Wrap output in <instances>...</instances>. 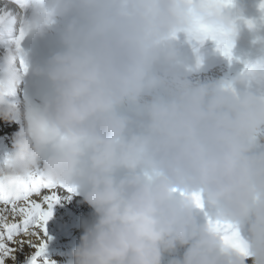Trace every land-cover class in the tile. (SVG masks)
Here are the masks:
<instances>
[{
    "label": "bare ground",
    "instance_id": "1",
    "mask_svg": "<svg viewBox=\"0 0 264 264\" xmlns=\"http://www.w3.org/2000/svg\"><path fill=\"white\" fill-rule=\"evenodd\" d=\"M90 1L0 0V264H264V0ZM96 174L121 193L71 192Z\"/></svg>",
    "mask_w": 264,
    "mask_h": 264
},
{
    "label": "rangeland",
    "instance_id": "2",
    "mask_svg": "<svg viewBox=\"0 0 264 264\" xmlns=\"http://www.w3.org/2000/svg\"><path fill=\"white\" fill-rule=\"evenodd\" d=\"M235 32L236 33H240V34L242 33L243 34L242 30H236ZM229 33H231V32L227 31L224 35L227 37V35ZM191 40L192 41H195L196 40V37H191ZM212 44H215L218 47V49H220V50H225L226 48H228L223 43H216V42H214V39H213V43ZM201 45H204V44L202 43ZM247 47L249 49L250 44H247ZM253 51H256V48ZM248 56H249V52H246V53L242 54L241 57H240V59L239 60H236L234 62V66L237 67V68L241 67V65L248 58ZM170 72H172V71H170ZM166 74H167V72H163L161 75H159V81H160V78L162 77V75L165 76ZM195 75L197 77H201V75H197L196 73H195ZM258 75H259L258 72H255L254 73V77H257ZM204 76H208V74L207 75H204ZM250 80L252 82V85L249 87L248 90H246V95L244 96L245 97L244 98L245 99L244 100V103L246 105H248L249 108H251L253 106L254 107L255 106H260V108L257 109V110H255L254 113L255 114L262 113L264 111V97H263V94H262L263 87H264V83L260 82V80H261L260 78H255V79H250ZM240 89L241 90H245V81L242 83ZM135 90H137V89H135ZM114 100H115V103L116 104L121 105V106H124V101L123 100H122V102H121V100L118 101L117 98H114ZM53 104L56 105L55 103H53ZM189 117L186 118L184 116H177V115H175L173 119H168V116H166V117H163V119L159 120V122L153 124V126H166V125H170V126H184V124L187 122V120H188ZM260 227L263 230V232H261V230H258L259 232H257V230L255 231V234H257L256 241H260L261 240V236H259V235L260 234L262 235V233L264 234V226L262 225ZM231 233H233V232L231 231ZM180 236H183V235L181 234ZM178 239L180 241L181 240H184V236H183V239L182 238H178ZM222 241H220L221 243H220V247L218 248V250L215 249V251H218L219 253H222L224 249L225 250L226 249L227 250L228 249H231V246H228L227 247V244L225 246V243H223L224 241L223 242ZM220 248H221V250H219ZM233 248L234 247H232V249ZM210 252H211L210 249L206 250V253L208 255H210ZM199 258L203 259L202 260L203 262H207L206 259L204 260V258H202V257H199Z\"/></svg>",
    "mask_w": 264,
    "mask_h": 264
}]
</instances>
